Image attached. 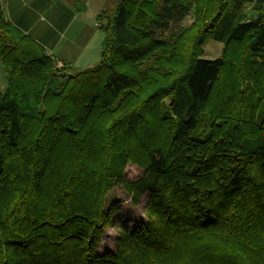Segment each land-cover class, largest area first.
Returning <instances> with one entry per match:
<instances>
[{"label": "trees", "instance_id": "16d2710c", "mask_svg": "<svg viewBox=\"0 0 264 264\" xmlns=\"http://www.w3.org/2000/svg\"><path fill=\"white\" fill-rule=\"evenodd\" d=\"M97 20L99 61L69 74L0 7V264H264V0H107ZM119 185L147 198L133 225Z\"/></svg>", "mask_w": 264, "mask_h": 264}, {"label": "rangeland", "instance_id": "374dc122", "mask_svg": "<svg viewBox=\"0 0 264 264\" xmlns=\"http://www.w3.org/2000/svg\"><path fill=\"white\" fill-rule=\"evenodd\" d=\"M76 2H79V6L83 3L81 1L60 0L59 7L52 3L50 7L46 8L44 5L40 6L41 3L34 7L31 0H18L15 8L24 13H29L30 19H19L22 22L20 24L32 36L42 41L52 58H57L67 65L65 71L69 74L93 66L99 61L104 37L99 28L100 22L97 20V15L104 9L107 0H88V3L85 1L86 6L80 13L75 11ZM79 6L78 11L81 10ZM192 21L193 15L191 14L185 19L183 25L188 27ZM203 48L204 55L202 58L214 59L221 56L223 46L220 42L208 40ZM57 66L61 67L62 65L57 64ZM5 83V75L0 68L1 92L5 89ZM125 175L127 180L136 181L142 176V171L133 165H128ZM108 197L109 202L117 201L121 205L119 215H124V224L133 225L132 221L138 222L143 219L146 196H143L133 206L128 193L119 185L109 192ZM120 219L122 220V217ZM114 236L116 237L115 228L106 229L99 253L113 249L112 240Z\"/></svg>", "mask_w": 264, "mask_h": 264}, {"label": "crops", "instance_id": "0c3cea01", "mask_svg": "<svg viewBox=\"0 0 264 264\" xmlns=\"http://www.w3.org/2000/svg\"><path fill=\"white\" fill-rule=\"evenodd\" d=\"M73 1H81L85 4V1L88 3V0H73ZM33 6H37V4L41 3L40 6H45L50 7V5L59 7L60 6V0H31ZM18 0H0V7L2 10V13L5 17V19L9 22H11L13 25H15L16 27H18L21 31H23L24 33L28 34L31 38H33L35 41H37L38 43H40L46 50V52L49 54L46 46L42 43L41 40H39L38 38H35L34 36H32L30 34V32L28 30H26L20 23L19 19H30V15L29 13H24L22 10H16V6H17ZM86 6V4H85ZM26 14V17H25ZM76 14V13H74ZM20 16V18H19ZM54 48V47H53ZM50 55V54H49ZM56 60L58 61V64H64L67 68V65L65 63H62L59 59L56 58Z\"/></svg>", "mask_w": 264, "mask_h": 264}, {"label": "built area", "instance_id": "2783aa9c", "mask_svg": "<svg viewBox=\"0 0 264 264\" xmlns=\"http://www.w3.org/2000/svg\"><path fill=\"white\" fill-rule=\"evenodd\" d=\"M96 26H97V24H96Z\"/></svg>", "mask_w": 264, "mask_h": 264}]
</instances>
